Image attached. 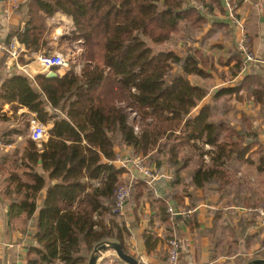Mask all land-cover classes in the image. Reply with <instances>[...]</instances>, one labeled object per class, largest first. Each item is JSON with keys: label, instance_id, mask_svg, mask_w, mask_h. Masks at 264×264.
<instances>
[{"label": "trees", "instance_id": "trees-1", "mask_svg": "<svg viewBox=\"0 0 264 264\" xmlns=\"http://www.w3.org/2000/svg\"><path fill=\"white\" fill-rule=\"evenodd\" d=\"M231 2L236 7L237 2ZM56 12L72 19L71 41H84L81 73L72 70L63 77L30 79L14 69L0 77V102L13 111L26 108L39 123L52 126L40 144L30 138L29 123L0 136L5 145L25 138L23 151H0V175L5 177L0 199L8 205L12 225L22 221L23 235L33 227L26 264H88L93 250L105 242L118 243L129 254L125 221L109 216L120 187L132 184L127 203L133 205L151 189L143 178L122 180L126 169L113 164L117 148L132 149L134 160L151 159L158 171L164 164L174 170L176 182L170 189L186 182V189L239 198L242 184L237 175L244 176L242 167L255 164L264 175L257 126L237 109L245 99L243 90L264 107V74L250 69L234 87L216 91L194 115L208 91L191 79L208 78L204 69L213 68L215 61L197 49L182 56L163 48L182 28L187 32L184 37L193 39L209 17L226 13L228 17L224 0H29L16 10L25 18L24 28L12 27L6 43L16 37L26 50L46 49L49 56L48 21ZM226 26L214 23L203 42ZM216 62L228 67L222 80L240 78L244 61L238 45L227 61ZM182 161L185 167L193 166L187 179L179 177ZM158 201L159 215L172 230L162 242L180 241L173 232L182 220H164L167 209L175 205L194 210L198 199L175 189ZM185 221L191 229L198 227L195 216ZM228 236L239 246L240 234L229 230ZM143 239L150 254L161 242L149 233ZM221 240L215 241L217 247ZM243 241L249 246L248 238ZM257 242L264 245V239Z\"/></svg>", "mask_w": 264, "mask_h": 264}, {"label": "crops", "instance_id": "crops-1", "mask_svg": "<svg viewBox=\"0 0 264 264\" xmlns=\"http://www.w3.org/2000/svg\"><path fill=\"white\" fill-rule=\"evenodd\" d=\"M28 1L29 0H0L1 41H5L12 27L21 25V27L24 28L25 26V18L15 11L7 18L4 14L6 7L10 5H17V7H20ZM235 1L237 2V4H235L236 14L241 18L240 21H242L245 29L248 31L252 51L259 60L251 69H256L255 71L258 74H264V0ZM214 23H218V25L226 24L229 26H226L228 30L226 32V29L220 32L217 31L203 42ZM48 26L50 29L46 40L49 48L51 51L55 49L56 52H59L63 49V44L67 43L71 38L73 21L62 12H56L48 21ZM65 30L68 31L70 37L65 36ZM238 39L239 29L228 19L227 13L226 17H220L218 15L209 17L207 19V24L197 37L193 39L184 37L182 43H185L184 47L182 46V54L184 53V55H187L190 51V53H192L193 50L197 49L202 51L204 56H211L215 61L213 68L204 69L208 78L201 79L192 77L191 79L196 86L202 87L208 91L206 98L202 102H198V107L194 111V115H197L203 106L212 101V97L216 91L226 87H234L237 81L244 78V75H242L240 78L238 76L233 82L222 80L221 73L227 71L228 67L216 62L219 58H221L223 62L229 59L232 52L237 48ZM82 44L81 41H71L70 43L72 54L75 57L74 59L81 60V62L83 55L81 52ZM76 45L79 47H76ZM171 46L172 44L168 43L166 49L176 53L177 51H175V48H171ZM46 52H48L46 49L39 52L27 50L26 54H23L17 61L14 58H10L5 52L0 51V77L17 69L16 63L26 70L25 73H27L30 79H34L38 75L49 73L38 61L40 56L48 54ZM181 53L177 54L181 55ZM56 71L58 77H63L68 72L64 69ZM81 71L82 69L76 71V73L80 74ZM250 73L251 71L249 74ZM1 86L2 83L0 80V91ZM243 93L244 90L240 93L242 97ZM237 109L252 118L255 126H257L256 131L258 133V140L260 141V145L264 148V132L262 131L261 123L262 119H264V107L256 105L254 101L245 97ZM48 111L52 112V109L49 107ZM27 123L31 125V128L38 123L36 115L30 113L26 108L13 111L7 102H0V136L11 129L23 126ZM51 127L50 125L49 129ZM25 147L26 143L23 137H17L15 142L10 145L0 143V151L3 153L14 151L21 152ZM117 153L122 159H128L133 156V150L126 147L117 148ZM137 158L138 157H135V159ZM253 162H255V159ZM113 164L118 169H126V172L122 175V180L126 182L133 179V177L143 178V175L137 172L136 169L131 172V170H127V167L122 168L123 166L118 160ZM184 164V161H182L179 177L187 179L193 173V166L185 167ZM161 170L165 172H174V170H170L168 166L165 168V165ZM250 173L251 175L248 180H246V198H242V200L236 198L234 194L221 195L217 192L196 190L194 188L186 189V182H182L180 185L175 186V189L179 193L183 195L190 193V195L198 199L194 210L187 209L192 211L190 217L195 216L198 227L196 229H191L185 221L190 217H180L182 221L179 222L177 227H175L176 231L173 232L178 239L180 238L181 242L180 264H239L245 259H249V261L264 259V245L262 246L260 242H257L258 239H264V216H260L256 212V209L261 207L258 203L263 202L264 204V175H260L257 172L255 164L250 166ZM238 175L241 177L240 173ZM3 179H5V177H1L0 175V186L3 184ZM174 180L164 178L158 179L151 186L149 185L151 189L150 193H145L140 198L138 205L127 203L123 213L115 219L117 222L121 220L125 221L129 233L126 237L127 250L130 255L137 258L142 264H166L165 259L167 258L168 245L163 243L162 240H164L165 237H169L172 230L165 225L161 215H159L160 203L158 200L171 195L172 190L174 191L175 189H170V184H174L176 182ZM255 190L257 192L259 191L260 194L255 196ZM251 193L253 194L251 195ZM44 197L45 195L42 193L39 197V204H42ZM243 202H246L249 207L243 206ZM185 203L186 205L189 204L188 196L185 197ZM174 207L176 206L174 205ZM181 207L186 208L185 206ZM8 213V205L0 199V264H26L27 248L32 242L31 233L33 227L29 228L26 236L23 235L21 231L22 221L19 220L18 223H16V227H14L8 217ZM165 219H167L166 216L164 217V220ZM229 230L236 234H240L241 241L239 246L232 245L231 238L228 236ZM146 233L152 234L154 238H158L161 241L157 249L151 254L147 252L143 239ZM219 237H222V240L220 246L217 247L215 241L217 240L218 242ZM246 238L249 239V246L243 241V239L246 240ZM237 249H239V251H237ZM224 251H231V254H223Z\"/></svg>", "mask_w": 264, "mask_h": 264}, {"label": "built area", "instance_id": "built-area-1", "mask_svg": "<svg viewBox=\"0 0 264 264\" xmlns=\"http://www.w3.org/2000/svg\"><path fill=\"white\" fill-rule=\"evenodd\" d=\"M224 3L226 5V8L228 9V19L234 24V26L239 29V39L237 41L238 49L240 53L242 54L243 61H244V67L242 69V72L240 76L244 75L247 71L251 69V67L259 62L256 54L251 50L250 48V41L248 34L246 33L244 24L242 21L236 19V7L232 4L231 0H224ZM17 5L14 6H8L6 7L4 14L7 18L10 17V15L17 10ZM201 10H204L203 8H200ZM0 51L5 52L6 55H9L10 58H14L15 60H19V58L26 54L27 50L24 45L20 44L19 40L15 37L12 38L7 43L5 41L0 40ZM40 65L44 69H46L48 72L51 70H60L64 69L69 71V65L70 61L68 58H65L63 55L58 53L50 54L49 56L42 55L38 59ZM17 66V70L27 75L26 70L24 68L20 67L17 63L15 64ZM48 127L41 124L36 123L32 128L30 132V138L36 142V143H42L44 142L48 137ZM118 162H121L122 168H126L130 163L135 164L137 171H142L143 178L146 179V182L148 185H152L155 181L158 179H169L174 180L176 177L175 172H161L154 170H144V164L142 163V160L133 159L132 157H129L128 159H122L121 156H118L117 158ZM144 168V169H143ZM131 183H128L126 186H122L119 188L115 206L112 209V215L120 216L127 204V200L130 196V188ZM252 212V211H251ZM258 215L264 216V208H260L256 210ZM192 214V211L170 206L167 209L166 212V218L170 221H173L175 218L178 217H184L189 218ZM180 256H181V243L177 239H172L168 243V261L167 264H180Z\"/></svg>", "mask_w": 264, "mask_h": 264}, {"label": "rangeland", "instance_id": "rangeland-1", "mask_svg": "<svg viewBox=\"0 0 264 264\" xmlns=\"http://www.w3.org/2000/svg\"><path fill=\"white\" fill-rule=\"evenodd\" d=\"M198 5H200V8H203V4L202 3H199ZM204 9V8H203ZM246 30V29H245ZM246 33L248 34V31L246 30ZM187 35V32L186 31H184V29L182 28V30H181V32L179 33V34H177V35H175L172 39H171V41H169V43H171L172 44V46H171V48H175V51H177L176 53H178V54H180L181 52H182V46L184 47V43H182L183 42V40H184V36H186ZM65 36H67V37H70V35L68 34V31L67 30H65ZM248 37H249V35H248ZM174 39V40H173ZM173 40V41H172ZM182 40V41H181ZM181 41V42H180ZM249 41H250V38H249ZM79 42V41H78ZM84 41L83 40H81V43H83ZM70 43H71V38H70V40H68L67 41V43H65V44H63V49H61L59 52H56V50L55 49H53L52 51H50L51 52V54H53V53H58V54H61V55H63L65 58H68L69 59V61H70V65H69V71H78V70H80V69H83L84 68V62L82 61L81 62V60H76V59H74L75 57L73 56V54H72V49H71V45H70ZM181 43H182V45H181ZM251 43V42H250ZM174 44H176V45H174ZM167 45V44H166ZM166 45H164L163 46V48L164 49H166ZM76 47H79L78 45H76ZM252 50V49H251ZM81 52L83 53V48H82V46H81ZM47 53V52H46ZM181 55L182 56H185L184 55V53L182 54L181 53ZM68 71V72H69ZM67 72V73H68ZM243 95L246 97V96H248V93L247 92H244L243 93ZM252 101H253V99H251ZM262 131L264 132V119H262ZM48 127V129H49V127H50V125L49 126H47ZM137 160H139V158L137 159ZM143 161H144V170H152V172L154 171V170H156L157 171V168H156V165H155V163H153V162H151L149 159H142ZM149 163H151V164H153V165H149ZM165 165V168L167 167V165L166 164H164ZM163 165V166H164ZM163 166H162V169H163ZM136 169V166H135V164H131V166H127V170L128 171H130L131 170V172H132V170H135ZM244 172H243V177H239V175H237V177H239L240 178V183L242 184V186H241V188H242V194H241V196L239 197V199H241L242 200V198H246V194H247V189H246V180H248V178H249V176L251 175V173H250V167H247V166H245L244 168L242 167L241 168ZM166 170V169H165ZM171 170V169H170ZM141 175H144L143 173H142V171H138ZM162 172H165V171H162ZM144 179V178H143ZM133 180H134V177H133ZM145 181H146V179H144ZM253 193H251V195H252ZM260 194V192L258 191H256L255 190V196L256 195H259ZM246 203V202H245ZM258 205L259 206H261L260 208H264L263 206H264V204H263V202H259L258 203ZM179 208H182V207H179ZM260 208H258V209H260ZM182 209H186V208H182ZM258 209H256V210H258ZM187 210V209H186ZM248 210V209H247ZM116 217H118L117 215H115V216H109V218L111 219V220H114V221H116L115 219H116ZM117 222V221H116ZM92 254V253H91ZM91 256V255H90ZM89 259H90V257H89ZM88 259V260H89ZM117 261H119V262H117ZM89 262V261H88ZM114 262H116V263H114ZM250 262V261H249ZM249 262H247V263H249ZM124 264V263H122L119 259H118V257H117V255H116V253L115 252H113V251H110V252H108L102 259H101V261H100V264ZM247 263H245V264H247Z\"/></svg>", "mask_w": 264, "mask_h": 264}, {"label": "water", "instance_id": "water-1", "mask_svg": "<svg viewBox=\"0 0 264 264\" xmlns=\"http://www.w3.org/2000/svg\"><path fill=\"white\" fill-rule=\"evenodd\" d=\"M45 76L47 78H57L58 73L55 70H51L49 71V73L45 74ZM129 166H131V163L129 164ZM110 251L115 252L118 259L124 264H142L137 258L133 257L130 254H127L120 244L114 242H105L96 247L90 256L88 264H99L101 259ZM247 264H264V259H255Z\"/></svg>", "mask_w": 264, "mask_h": 264}]
</instances>
